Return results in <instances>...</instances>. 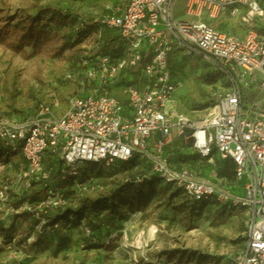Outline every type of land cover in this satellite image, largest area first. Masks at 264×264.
I'll return each instance as SVG.
<instances>
[{
    "label": "built area",
    "instance_id": "obj_1",
    "mask_svg": "<svg viewBox=\"0 0 264 264\" xmlns=\"http://www.w3.org/2000/svg\"><path fill=\"white\" fill-rule=\"evenodd\" d=\"M122 1V10L107 6L109 13L93 20L116 30L124 45L120 57L96 55L82 60L83 78L78 84L91 87L93 93L67 97L62 111L42 105L34 117L22 121L0 117V144L8 155H17L10 163L0 162V224L8 229L15 215L65 208L64 185L69 179L81 193L95 191L99 187L90 185L92 180L78 183L86 174L82 164L109 168L137 154L150 165L152 175L182 189L189 202H212L241 211L246 238L243 248L229 258L230 264H264V37L253 29L238 35L214 26L215 21L235 18L242 10L245 14L237 24L248 26L253 18L264 16V4L258 0ZM173 49L202 58L228 81L226 92L204 117L191 118L171 106L179 87L167 64ZM144 52L150 58L140 68ZM137 71L144 78L138 86H123V105L109 94V88L123 74ZM65 80L74 82V77L68 74ZM251 88L258 94L247 100L244 89ZM175 139L209 163L215 156L230 159L235 181L242 182V195L210 180H198L188 168H172L165 154ZM44 157L55 158L56 164L45 169ZM18 159L25 166L5 176ZM54 172L59 181L51 184ZM33 184L44 191L41 201L12 206L11 201ZM42 225L35 227L26 244L33 242ZM11 243L6 246L0 235V246L14 259L21 249Z\"/></svg>",
    "mask_w": 264,
    "mask_h": 264
},
{
    "label": "rangeland",
    "instance_id": "obj_2",
    "mask_svg": "<svg viewBox=\"0 0 264 264\" xmlns=\"http://www.w3.org/2000/svg\"><path fill=\"white\" fill-rule=\"evenodd\" d=\"M104 1L0 0L3 11L0 19L11 26L21 24L25 15H34L37 7L47 6L67 9L87 18L100 14ZM258 1L264 4V0ZM113 3L114 8H124L122 0ZM244 14L242 10L235 18L219 19L214 26L221 32L238 35L253 29L263 38L264 16L253 18L248 26L237 24ZM14 41L11 34L10 42ZM91 45L92 42L83 44L77 51L55 57L49 48L37 52L26 48L21 54H15L0 43V117L21 120L38 104L62 111L67 97L76 95V84L83 78L79 53L88 55ZM167 64L172 80L179 83L171 106L191 118L204 117L228 88L225 76L202 58L186 57L173 49L167 55ZM68 74L74 77V82L67 83L65 76ZM213 76L216 80L207 84L205 78L212 80ZM143 78L142 73L124 75L126 82L137 86V81ZM121 89L116 91L120 96ZM93 91L89 88L80 94ZM244 91L247 100H250L249 95L258 94L254 88ZM179 140L172 146L173 152L177 145L182 150L169 157L172 167L179 168L193 161L194 178L226 186L219 175L216 158L210 163L199 161L193 154L195 151H187ZM120 167L114 163L104 171V177L97 179L102 187L98 192L72 194L69 209L60 212L65 223L54 233L41 231L45 236L41 247L25 244L20 256L9 259V253L0 246V264H230L229 258L243 248L245 218L241 211L212 205L194 208L181 191L164 183L154 184L153 190L144 192L140 200L125 183L135 179L146 167L125 173ZM87 168V164L80 166L82 170ZM13 174L9 169L4 172L9 177ZM58 181L57 172H54L50 183ZM118 191L120 194L114 197V192ZM82 206L86 209L82 210ZM17 225V231L22 233L29 226V220L22 217ZM87 227H94L93 232L98 237L94 244L84 235Z\"/></svg>",
    "mask_w": 264,
    "mask_h": 264
},
{
    "label": "trees",
    "instance_id": "obj_3",
    "mask_svg": "<svg viewBox=\"0 0 264 264\" xmlns=\"http://www.w3.org/2000/svg\"><path fill=\"white\" fill-rule=\"evenodd\" d=\"M115 0H105L104 3L101 5L102 12L97 15H90L89 17L85 18L81 15L75 14L67 9L63 8H55L51 6L47 7H37V11L34 15H25V18L22 19L23 23L19 24H13L12 26L8 23H4L3 20L0 19V43L5 45L11 52L15 54H21L24 49L31 48L34 51L39 50H46V48H49L55 55V57L63 56L67 51H77L78 48L82 47L83 44H91L92 47L91 51H89L88 55L85 54V56H82L81 53H79V59L82 60H89L94 58L96 55H107L112 58H117L122 55L124 52V45L121 43L119 36L117 34V31L114 29H109L104 26H101L99 24H96L93 22L94 18L96 17H102L109 13V11L106 10L107 6H114ZM183 0H178V4L181 3ZM3 14V11L0 9V15ZM17 26H21L17 28ZM116 34L114 36L113 34ZM11 34L14 35L15 41L10 42ZM144 59L142 63L140 64V68L146 63V61L150 58V54L148 52H144ZM140 73L137 72H130V75H134ZM124 75L121 76L119 81L115 83L113 86L109 88V94L113 97L118 98L120 101H122L123 105L126 104L125 100L121 98L120 93L118 94L116 91L121 88H123L124 85L130 84L129 82H126L124 80ZM128 75V74H127ZM216 80V77L213 76L212 80L209 78H205V82L207 84H211ZM67 83H70V81H67ZM76 95L74 96H80L84 97L85 95L80 94L85 89H89L91 87L84 86L80 87L79 84H76ZM114 92V93H112ZM66 102V101H65ZM42 105L38 104L33 112H30L28 115H26L21 120H13V117L9 118L12 121L18 122L25 120L29 117H34L40 107ZM185 149H187L185 147ZM168 150H166V160L169 163L168 159ZM10 157V158H9ZM12 157H17L16 154L14 155H8V152L3 149V147L0 144V162L7 163L11 162L10 159ZM217 160V167L219 169V175L221 178L226 182V186L231 189L232 192L242 195V182H236L234 179V164L230 159L221 160L218 157H214ZM201 161L208 162L207 159L200 158ZM121 165L120 171L123 173L129 172L133 169H138L141 167H146V169L139 173L135 179H132V181H127L125 183L126 186L129 187L131 192H133L134 196H137L136 198L142 200L144 192H151L153 190L154 184H163L166 186H172L178 191H181V193L184 195L182 189L174 187L172 184L165 183L164 181L158 180L154 175L150 173V165L145 161L142 160L139 155L135 154L133 155L127 162H115ZM193 161H188L187 164L184 166H181L179 168H174L176 170H179L181 168H188L191 170V165L193 164ZM56 164V159L52 157H44L43 159V165L45 169H49L53 167ZM113 165V164H112ZM111 165V166H112ZM24 167V161L22 159H18V162L16 164H12L9 168L11 171L19 170L21 167ZM110 166V167H111ZM87 169H84L86 171V174L82 176V179L78 181V183H83L85 180H92L90 185H94L96 187L95 191H99L102 189V187L97 182L99 178H103L105 174V170L108 168L100 167L95 164H87ZM193 172V171H192ZM142 178V182H137L136 180ZM150 184V185H149ZM149 185V186H147ZM65 187V196L68 198V205L63 209H58L54 212L43 214L38 212H26L21 213L19 215H15L9 223L8 229H3L2 224H0V235L5 240V245H10L12 240H15V244L19 249H22L23 246L26 244V240L30 237V235L34 232L35 227L39 224L43 223L41 226V229L39 232L35 234V238L29 246L32 248H39L41 245H43V242L45 241V236L42 234L43 231L54 233L55 231H58L62 225L65 223L64 218L60 216L61 211H65L69 209L70 203H71V196L73 193H80L78 190L74 188V183L72 179H69L66 181ZM43 189L42 187L33 184L32 187L29 189L28 192H25L21 194L17 199H13L11 201V205L18 208L20 207L24 202H28L30 204H37L41 201L43 197ZM118 193L114 192V197L118 196ZM184 198L187 200L186 196L184 195ZM188 201V200H187ZM189 202V201H188ZM194 205V208L197 206L201 207V205H212L217 206L218 208L228 210L226 207L218 206L212 202H190ZM82 210L86 209V207L82 206ZM197 211V209H196ZM231 211V210H230ZM22 217H27L29 220V226L26 229H23L24 231L18 232V219ZM59 224L57 229H53L52 226L54 224ZM62 224V225H60ZM61 226V227H60ZM87 229L90 231V234L86 236V238L94 244L95 241H97L98 237L93 232L94 227H87ZM42 231V232H41ZM41 234V235H40ZM57 233L56 235H58ZM64 241V240H63ZM67 246L69 245L66 244Z\"/></svg>",
    "mask_w": 264,
    "mask_h": 264
},
{
    "label": "crops",
    "instance_id": "obj_4",
    "mask_svg": "<svg viewBox=\"0 0 264 264\" xmlns=\"http://www.w3.org/2000/svg\"><path fill=\"white\" fill-rule=\"evenodd\" d=\"M178 140H179V139H175L174 142L168 147V149H167L168 152H169V154H168V159H169V157H170L171 155H173L174 153H175V154H178V153L181 152L182 149H180L178 145L175 146V151L173 152V147H172V146L175 145V144H177ZM179 141H180V140H179ZM179 144H180V143H179ZM179 149H180V150H179ZM187 149H188V148H187ZM187 149H186V150H187ZM187 151H188V150H187ZM175 154H174V155H175ZM193 154H196V156H197L198 159H199V155H198L197 152H193ZM172 159H173V158H172ZM170 160H171V159H170ZM199 161H200V160H199Z\"/></svg>",
    "mask_w": 264,
    "mask_h": 264
}]
</instances>
